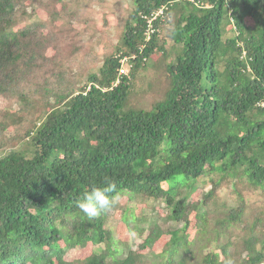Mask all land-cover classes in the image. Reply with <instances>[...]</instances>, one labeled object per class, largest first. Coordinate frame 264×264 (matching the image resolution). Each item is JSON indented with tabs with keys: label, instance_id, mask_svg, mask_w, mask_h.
I'll use <instances>...</instances> for the list:
<instances>
[{
	"label": "trees",
	"instance_id": "1",
	"mask_svg": "<svg viewBox=\"0 0 264 264\" xmlns=\"http://www.w3.org/2000/svg\"><path fill=\"white\" fill-rule=\"evenodd\" d=\"M48 2L62 0H0V96L14 110L0 114V264H56L73 250L86 257L61 264H264V0H125L118 38L83 85L84 34L40 22ZM155 53L174 63L145 84ZM137 92L160 98L132 107ZM110 183L111 208L89 218L79 203ZM124 197L149 205L140 243Z\"/></svg>",
	"mask_w": 264,
	"mask_h": 264
},
{
	"label": "rangeland",
	"instance_id": "2",
	"mask_svg": "<svg viewBox=\"0 0 264 264\" xmlns=\"http://www.w3.org/2000/svg\"><path fill=\"white\" fill-rule=\"evenodd\" d=\"M59 5L60 6L58 7L56 5V2L55 3L48 2L44 9H40L41 16L39 19H40V22L47 24L48 23V17H49L53 21V26H51V27L61 26L66 30H68V28H69L70 30L75 31V33L77 32V33H81L82 35L84 34L83 40H84L85 44H82V47H83L82 52L86 54L85 55L86 60H84L83 66L80 64L81 69H78V71H77L78 75H80L79 77H77V79H79L78 81L81 82L83 85L84 81H86L87 75L89 73H95V71L97 69H99V67L101 66V63H102V60L100 59L102 57L101 53L105 50L107 45H109L110 39H112V38L117 39L118 38V35L120 33L119 28H118V25H116V27H115L113 23H114V21L116 22V18L117 19L121 18L120 13H126L125 0H62V3ZM52 9H56L57 13H63L66 11H68L69 13H78L77 15L80 17L81 22L69 24L68 20L67 19L63 20L62 17H59L60 19H58V18H55L53 16H48V14L50 15V10H52ZM62 9H65L66 11H62ZM109 20H110V23L108 26L107 23L109 22ZM25 24L26 23L23 22V24H20V27L25 25ZM120 27H121V25H120ZM85 30H88L90 33H93L95 31L96 36L94 38L91 37L92 35L90 33H84ZM227 36L233 37L234 33L232 31H230L227 34ZM90 52H92L96 56V59L92 58L91 61L89 60L88 55L90 54ZM47 55L50 57H53L55 55V51L51 49L47 52ZM67 57H68V55L64 54V55H62V57H60V59H62V58L66 59ZM160 57H161V55L159 53H155L153 60L150 61L149 63H147L148 65L146 66L147 68L145 67L146 69H144V72H142V74L138 75L142 78V80L145 84H150L151 82H153V80L157 81V79H156L158 77L157 74L164 75L163 73L166 72L167 67L174 63L173 55L170 56L169 58L164 59V60ZM98 59H100V60H98ZM95 60L100 61V62L98 64H96V62H94ZM56 67L61 72H65L66 69L73 68V64H66L65 62H63L60 64H56ZM69 76L70 75H67L65 77V80H67L70 85L74 86L75 81L72 78L70 79ZM75 79H76V76H75ZM134 84L138 85L136 80L134 81ZM135 97L136 98L134 100V105L130 104V105H132V107H134L135 104L138 103L137 101L140 98H145L148 100L147 106H149V104L154 103L155 101H158L160 98L159 96H156V95L153 96L152 93H147L145 95V94H142L141 92H137ZM7 103H8L7 99H4L3 97L0 96V114H2L4 112L10 113L11 111H13V113H14L13 109H7ZM140 106L142 107V105H140ZM140 106H136V108H138ZM4 135L8 136V135H13V134L10 130H5ZM4 140L6 141V139H4ZM13 146H15L18 150L23 149V144L19 143V142H13L11 144V147H13ZM197 195L198 194H195L193 196L194 201L197 200V197H198ZM222 197L227 198V193L223 192ZM249 199L253 201L256 199V197L250 196ZM125 200L126 199L124 197L122 200V205L126 206L127 201H125ZM234 200L237 202L236 198ZM136 204H138L139 208L136 206ZM148 206L149 205L145 202L137 203V200L132 202L128 207L126 206L129 213L138 215L137 223H138L139 227L145 228L142 236L139 237V236L135 235V238H136L135 243H140L144 239L146 234L148 233V231H147L148 227L146 225H144L145 219L143 217L148 212ZM254 207H255L256 212H258L259 211V208L257 209L258 206L257 207L254 206ZM118 215H119V213H118ZM190 219L194 223V225L192 224V227L196 228L195 217H192V218L190 217ZM161 223L163 224L164 222H161ZM163 225H164L163 228L165 230H167V229H169V227H171L172 224L164 223ZM113 229H114L113 236L116 239H118V241L120 243L125 245V243H126L125 233L122 234V232L125 230L123 225L121 223H119V225ZM168 240H169V236L163 235L155 243V246L153 249V252H154L153 256L154 257L158 256L162 252V250L165 249V245L168 242ZM126 246H128V244H126ZM103 248H104V246L100 245V246L95 247L93 249L96 252H99V250L103 249ZM134 249L137 250V247H134ZM90 250L91 249H88V251H90ZM144 251L148 252L147 249H144ZM76 257L84 258V257H86V254L82 251H80V252H77L75 250L69 251L65 254V256H64V258H62V260L56 259L55 263L61 264L62 261L73 260Z\"/></svg>",
	"mask_w": 264,
	"mask_h": 264
},
{
	"label": "clouds",
	"instance_id": "3",
	"mask_svg": "<svg viewBox=\"0 0 264 264\" xmlns=\"http://www.w3.org/2000/svg\"><path fill=\"white\" fill-rule=\"evenodd\" d=\"M121 61H126L125 58L120 60V69H123L125 71V74L127 75L128 71L127 68L123 65ZM116 191V185L115 183H110L107 187L101 189V188H93L90 192L85 194L83 197V200L81 203H79L78 207L79 209L86 214L89 218H95L101 213L109 210L112 206V199L108 195V193H112ZM129 237L134 238L135 232L129 230L127 233ZM228 264H231V261H228Z\"/></svg>",
	"mask_w": 264,
	"mask_h": 264
},
{
	"label": "built area",
	"instance_id": "4",
	"mask_svg": "<svg viewBox=\"0 0 264 264\" xmlns=\"http://www.w3.org/2000/svg\"><path fill=\"white\" fill-rule=\"evenodd\" d=\"M162 14H163V12H162V11H159L157 14H155V15L152 16V18L148 21V23L150 24V22H151L153 19H155V16H156V15H162ZM121 62L123 63L124 61H121ZM119 73L123 75V74H125V71H124L123 69H120Z\"/></svg>",
	"mask_w": 264,
	"mask_h": 264
}]
</instances>
